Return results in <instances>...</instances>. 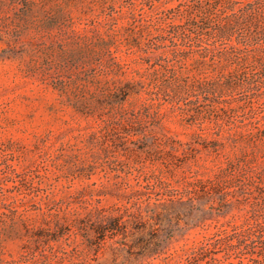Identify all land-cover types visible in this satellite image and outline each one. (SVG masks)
<instances>
[{
    "label": "rangeland",
    "instance_id": "1",
    "mask_svg": "<svg viewBox=\"0 0 264 264\" xmlns=\"http://www.w3.org/2000/svg\"><path fill=\"white\" fill-rule=\"evenodd\" d=\"M250 1L223 5L229 15ZM193 4L0 0V264H264V75L216 101L167 87L172 72H234L224 47L249 36L204 38L180 57L176 27H191ZM238 55L261 71L263 49ZM229 164L215 190L189 186ZM161 183L177 196H158ZM129 208L124 235L96 254L80 236L34 242Z\"/></svg>",
    "mask_w": 264,
    "mask_h": 264
},
{
    "label": "trees",
    "instance_id": "2",
    "mask_svg": "<svg viewBox=\"0 0 264 264\" xmlns=\"http://www.w3.org/2000/svg\"><path fill=\"white\" fill-rule=\"evenodd\" d=\"M224 0H193V5L190 6L193 10L194 17L189 18L188 24L191 25L190 28H186L185 25L177 26L176 30L181 32L182 43L175 45L178 52L181 54L180 57L184 56L187 44L191 48V52L196 50L193 48L192 42H202L204 38H210L212 40L225 41L231 37L235 32L241 29H246L249 31V36H241L243 42V48L238 47H224L225 50H231L234 55V60L237 62V69L228 74L227 76H220L216 79H211L208 76L196 78L187 76L185 78H180L175 72H172L170 80L166 82L167 87L175 86L177 92H185L187 95L195 99H200L203 97L205 101L210 99L219 100L225 87H233L236 85L237 80H241L249 85L256 83V76L264 75V65L261 71H256V66H248L245 64L249 59L248 56L238 57V54L255 51L264 50V46L260 42L264 41V0H252L247 3H237L239 9L233 11L232 14H227V10L223 5ZM182 14L188 12L187 10L181 11ZM249 43V44H248ZM224 44V43H223ZM215 45V43L213 44ZM225 45V44H224ZM200 47V46H196ZM251 47V48H250ZM251 49V50H250ZM209 49H205L208 51ZM224 50V51H225ZM154 68V66L152 67ZM250 69V70H248ZM249 71H252L250 74ZM200 107H198V111ZM235 167L229 164L226 169L220 168L214 176L213 180L207 183L197 182L190 183L189 186L193 189L198 185L202 186L204 189L212 191L221 185L222 180L227 176V173ZM163 193H159L158 196H168L170 199L176 197L177 194L169 191L167 186L160 184ZM145 190L153 191L151 185H146ZM188 196L192 197L193 191L187 192ZM119 211V209L117 210ZM109 210H101L98 213V217L95 221L91 217H87L80 221H74L71 226H59L56 225V229L51 228L41 229L33 234L34 242L39 246L42 244H49L52 241H57L61 237H65L69 240L72 236L78 238L80 236L83 240L88 252L92 250L96 253L100 251V248L105 244L107 239H114L120 235H124L126 231V223L129 220H124L125 217H132L133 214L130 212V208L125 210V214L120 216H112ZM258 227L261 231L260 239L264 242V223H259ZM256 229V219L253 224L249 226L248 229L244 231V234H250ZM256 231V230H255ZM251 235V234H250ZM254 235V234H253ZM219 242V241H217ZM215 244V243H214ZM243 246L248 247L247 241H243ZM211 245H205L202 248L208 249ZM48 256H45L46 261ZM256 263V260H253Z\"/></svg>",
    "mask_w": 264,
    "mask_h": 264
}]
</instances>
